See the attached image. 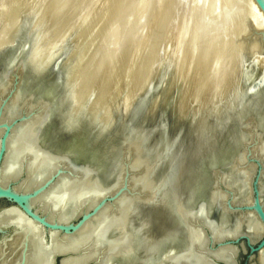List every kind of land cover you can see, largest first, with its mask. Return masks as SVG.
Listing matches in <instances>:
<instances>
[{
	"label": "water",
	"instance_id": "water-1",
	"mask_svg": "<svg viewBox=\"0 0 264 264\" xmlns=\"http://www.w3.org/2000/svg\"><path fill=\"white\" fill-rule=\"evenodd\" d=\"M43 1H0V6L4 4L0 7V57L5 54L0 60V90L7 86L6 92L0 93V264H61L63 259H93L85 264H101L106 255L114 254L112 248H117L100 240L105 221L116 220L120 206L112 205L118 198L127 197H132L134 213L128 226L131 249L111 256L107 264L166 261L184 248L182 233L187 228L191 257L200 264H239L241 252L247 254L244 264H260L258 253L264 249V234L257 239L237 235L248 211L255 212L264 225V162L254 153L259 139L253 133L254 126L264 131V70L254 56H242L239 87L234 83L239 91L219 116L210 111L203 112L195 122L175 121V111H169L175 100L161 90L173 80L170 50L146 71L151 80L142 85V81L132 80L113 90L104 108L96 110L90 105L93 97L84 103L77 97L76 28L61 37L53 49L43 50L48 24H37ZM252 1L264 15V0ZM252 29L254 35L264 39V32ZM5 30L11 33L6 35ZM22 45L19 54L16 50ZM41 54L48 60L35 66L33 59L38 60ZM58 59L62 81L58 91L51 93L46 75ZM15 96L21 110L12 111L3 120L4 110ZM127 99L131 104L124 109ZM43 106L46 112L38 122ZM32 123H38L34 138L38 148L60 160L40 163L43 155L30 148L17 151L15 137ZM84 126L94 130L96 137L71 152L64 144L79 135ZM193 128H198L195 133ZM161 130L174 135L179 150L174 167L158 157ZM105 133L108 137L100 146L102 153L92 156L91 149ZM137 153L149 165V177L157 184L146 205L141 201L146 195L130 186L135 172L131 164ZM249 165L252 205L237 206L232 202L233 191L227 189L220 175L226 173L232 185L238 184L242 180L237 169ZM81 170H87L106 192L97 195V189L78 190L66 198L69 185L87 177ZM214 187L228 194L227 201L221 203L224 213H241L233 232L216 230L205 214H189L186 220L177 209L179 202L186 212L203 205L214 222H222L226 214L211 199ZM110 208L113 212L84 242L74 243V233Z\"/></svg>",
	"mask_w": 264,
	"mask_h": 264
},
{
	"label": "bare ground",
	"instance_id": "bare-ground-1",
	"mask_svg": "<svg viewBox=\"0 0 264 264\" xmlns=\"http://www.w3.org/2000/svg\"><path fill=\"white\" fill-rule=\"evenodd\" d=\"M28 1L34 4V0ZM96 1L44 0L40 3L42 10L37 23L46 21L48 24L43 44V50L45 47L46 51L53 49L61 37L76 28L74 37L77 43L74 45L79 56L76 58L74 82L77 97L80 103L93 97L90 105L96 110L104 108L106 98L113 90L123 88L132 80H137V83L142 81L141 85L148 82L150 75L146 76V71L169 50L173 54V80L167 89L161 90L175 100L170 103L169 111L170 114L172 110L175 111V114L172 113L176 122L184 119L195 122L203 112L208 114L214 111L218 116L225 112L239 91L242 56H254L264 70V39L252 33V28L264 32V15L252 0H98L101 4L94 9L92 7L97 4ZM8 31L6 35L11 33ZM44 56L46 54H41L32 63L35 66L44 63L48 60ZM232 86L236 88L228 91ZM6 90L7 86H4L0 93ZM130 104L129 99L124 101V109ZM14 110H18V113L21 110L17 96L10 100L4 110L3 120H7V115ZM45 112L43 106L38 122ZM200 120L197 122L199 125ZM37 124H29L20 136L15 137L17 151L24 152V147L30 148L35 154L43 155L40 163L47 159L60 160L36 145L34 138ZM197 129L193 128L192 133ZM253 133L259 139L254 153L264 162V131L259 126H254ZM172 136L174 135L160 131L158 157L165 164L174 167L178 163L176 159L179 150L175 148ZM131 168L135 172L132 174L134 177H130V186L146 195L147 198L141 200L146 205L149 194L157 184L149 177V165L139 153L134 156ZM81 172H86L87 177L69 185L66 198H70L78 190L97 189V195L106 192L87 170ZM237 172L240 181L242 180L238 184L232 185L226 173L220 175L221 180L227 189L233 191L232 202L235 205H252L249 188L252 165L237 169ZM261 192L263 195L264 185L261 186ZM227 198L225 190L216 187L211 189V199L222 212L224 210L221 203L226 202ZM131 201L132 197L118 198L112 205L120 206L117 218L115 221L106 219L100 240L116 245L117 248H112L114 254L106 255L101 264H107L111 256L131 249L132 233L128 231L134 214ZM262 203L264 206V195ZM177 209L184 214L186 220L189 214H205L206 221L216 230L228 232H233L236 228L241 214L225 211L228 213L223 212L226 214L225 219L214 222L203 205L186 212L179 202ZM110 212H113V208L102 210L90 219L91 222H87L73 234L74 243L84 242ZM112 231L116 234L112 235ZM182 234L185 238L184 248L158 264H178V261L200 264L191 257L188 228ZM263 234L264 225L258 215L252 211L244 213L237 235L257 239ZM88 261L93 259H63L61 264H85ZM258 261L264 264V249L259 251Z\"/></svg>",
	"mask_w": 264,
	"mask_h": 264
},
{
	"label": "rangeland",
	"instance_id": "rangeland-1",
	"mask_svg": "<svg viewBox=\"0 0 264 264\" xmlns=\"http://www.w3.org/2000/svg\"><path fill=\"white\" fill-rule=\"evenodd\" d=\"M98 1V0H97ZM97 4H95V6L97 7L99 4H101L100 2H97ZM94 6V8H95ZM92 7V5H91ZM90 7V8H91ZM8 31V30H7ZM6 31V32H7ZM9 33V31H8ZM24 45L20 46L19 49H17L16 51L20 52L22 51L21 47H23ZM67 46V45H66ZM66 46L64 47L65 48V51H66ZM5 56V54L1 55L0 57V60ZM64 57V55L60 56V58ZM60 62H61V59H58L51 67L50 69L48 70L47 72V89L49 92L53 93V92H56L58 91L59 89V86L61 84V81H62V71L60 70ZM253 75L250 76V78L253 80ZM45 78V77H44ZM42 80V79H41ZM40 83H42L43 85H46L45 82L41 81ZM39 87V86H38ZM181 101V100H180ZM96 134H94V130H92L89 126H84V128L82 129L81 133L79 135H73L72 137H70V139L68 140L67 144L65 143L64 145L65 146H68L70 147L71 152L74 150V149H77V148H81V146L83 145L84 142H87L89 138H92L94 139L96 136ZM108 137V134H104L102 137H101V140H97L98 142L96 143L95 147H93L91 149V154L92 156H97L98 153H102L100 152V146H103V142L104 141H107ZM96 141V139H95ZM204 174H202L203 176Z\"/></svg>",
	"mask_w": 264,
	"mask_h": 264
},
{
	"label": "flooded vegetation",
	"instance_id": "flooded-vegetation-1",
	"mask_svg": "<svg viewBox=\"0 0 264 264\" xmlns=\"http://www.w3.org/2000/svg\"><path fill=\"white\" fill-rule=\"evenodd\" d=\"M238 260L239 264H244L245 262H247V254H242L241 252V256H239Z\"/></svg>",
	"mask_w": 264,
	"mask_h": 264
}]
</instances>
